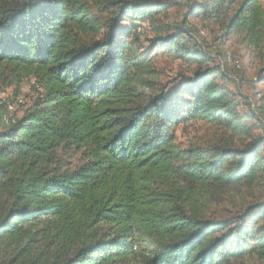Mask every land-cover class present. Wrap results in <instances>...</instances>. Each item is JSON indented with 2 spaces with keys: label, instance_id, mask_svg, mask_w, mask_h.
<instances>
[{
  "label": "trees",
  "instance_id": "obj_1",
  "mask_svg": "<svg viewBox=\"0 0 264 264\" xmlns=\"http://www.w3.org/2000/svg\"><path fill=\"white\" fill-rule=\"evenodd\" d=\"M173 6L0 0V91L37 94L0 127V264H264V105ZM195 9L264 80V0Z\"/></svg>",
  "mask_w": 264,
  "mask_h": 264
},
{
  "label": "rangeland",
  "instance_id": "obj_2",
  "mask_svg": "<svg viewBox=\"0 0 264 264\" xmlns=\"http://www.w3.org/2000/svg\"><path fill=\"white\" fill-rule=\"evenodd\" d=\"M170 1L174 3V6L169 11L168 17L163 21L178 25L183 24L185 21V28L203 44L204 48L216 58L218 63L225 66L226 71L231 76L237 79V82L229 85L228 88L242 95V97L237 96L240 105L239 112L246 114L250 109L257 111L262 104L264 105L262 99L264 98V80L259 78L257 69L244 47L240 45L236 38L225 37L215 22L205 20L202 16L196 17L197 10L195 6L200 0ZM142 26L139 27L138 32L143 35V29L145 28V35H147V25ZM179 71L187 72L188 68L179 61H175L171 64L169 78L174 77ZM36 97L37 94L30 80L22 84L19 94L13 88L0 91V127H5V120H8L10 116H22ZM5 104H8V106ZM261 110V119L264 121V109ZM199 133L203 134L204 132L199 129L197 123H190L185 129L181 126L177 130V135L182 142H185L187 137L192 138L199 135Z\"/></svg>",
  "mask_w": 264,
  "mask_h": 264
},
{
  "label": "bare ground",
  "instance_id": "obj_3",
  "mask_svg": "<svg viewBox=\"0 0 264 264\" xmlns=\"http://www.w3.org/2000/svg\"><path fill=\"white\" fill-rule=\"evenodd\" d=\"M262 95V94H261ZM263 99V101H264V98H262ZM261 101V100H260ZM12 124V123H11Z\"/></svg>",
  "mask_w": 264,
  "mask_h": 264
}]
</instances>
